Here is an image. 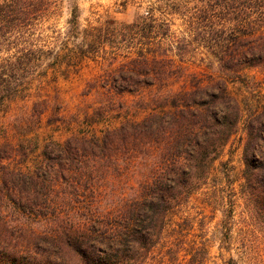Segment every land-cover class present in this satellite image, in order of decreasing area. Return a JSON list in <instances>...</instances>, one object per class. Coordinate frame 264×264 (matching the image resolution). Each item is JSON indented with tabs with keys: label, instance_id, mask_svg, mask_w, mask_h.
Returning a JSON list of instances; mask_svg holds the SVG:
<instances>
[{
	"label": "trees",
	"instance_id": "1",
	"mask_svg": "<svg viewBox=\"0 0 264 264\" xmlns=\"http://www.w3.org/2000/svg\"><path fill=\"white\" fill-rule=\"evenodd\" d=\"M56 3L0 0V111L30 99L31 117L40 123L51 107L41 86L49 73L61 70L66 77L84 60L101 59L106 63L98 76L102 94L136 98L144 116L133 121L123 111L121 125L100 136L70 133L62 143L44 142L39 160L24 170L39 141L29 146L15 140L8 128L15 129L0 123V264H205L203 242L189 243L182 229L171 237L175 230L168 228V215L205 184L240 127L244 197L264 214V106L247 114L229 92V77L187 74L189 53L180 48L187 35L178 38L166 20L138 18L73 42L77 7L65 22L67 32L46 27L47 35L42 29ZM184 23L188 38L210 36L212 61L232 81L247 86L244 72L264 64V22L221 24L190 16ZM220 33L229 36L223 47ZM184 76L187 86L173 91L170 82ZM112 102L101 103L102 111ZM25 116L13 121L17 128ZM11 160L21 164L11 166ZM122 171L135 175L128 193L102 206L100 183Z\"/></svg>",
	"mask_w": 264,
	"mask_h": 264
},
{
	"label": "rangeland",
	"instance_id": "2",
	"mask_svg": "<svg viewBox=\"0 0 264 264\" xmlns=\"http://www.w3.org/2000/svg\"><path fill=\"white\" fill-rule=\"evenodd\" d=\"M197 0H57L55 11L42 26L44 33L51 35L46 27H54L67 32L66 20L70 18L71 7L78 8V28L74 30L73 42H85L90 35H97L98 30L130 24L138 18L148 20H166L173 24L171 31L178 38L185 36L186 43L180 48L188 51L184 66L187 74L195 73L199 77L224 76L230 83L228 89L245 110V113L257 114L264 106V64L250 68L244 72L248 84L244 86L232 81L228 74H222L213 63L209 54L211 43L209 35L206 39L193 35L188 38V29L184 20L195 16L201 20L213 19L218 23L233 21L264 22V0H217V4L205 7ZM170 6V7H169ZM181 7V8H180ZM202 8L208 9L206 13ZM205 24V32L208 28ZM259 24L253 26L257 28ZM101 28V29H94ZM250 28H248L249 31ZM238 35V33H237ZM227 35L220 33V46H225ZM99 55H102L101 53ZM212 61V62H210ZM101 59L97 62L84 60L80 67L63 77L61 70L56 74L49 73L48 78L41 83L44 89L42 95L49 98L50 109L37 123L32 116L31 100L14 102L4 105L0 111V123L9 125L15 130L9 131L14 139L21 138L27 145L39 141V150L27 159L22 167H33L39 160V151L44 142L50 140L62 143L70 133H85L87 135H102L106 129L119 127L123 118L119 113H128V118L139 121L144 116L138 107L137 99L125 95L108 96L102 94L98 86V76L106 67ZM56 77V78H55ZM223 77V78H224ZM30 86L36 85L33 81ZM169 86L173 91H180L187 86V77L173 80ZM34 95V94H33ZM34 98H32L33 100ZM112 100L111 105H105L102 111L101 103ZM123 106L127 110L118 107ZM100 108V109H99ZM119 109V110H118ZM57 110L59 115H57ZM20 113H26L24 124L17 128L14 120ZM102 114V117H100ZM27 121V122H26ZM18 122V121H17ZM91 123L92 126H91ZM4 137L0 134V138ZM245 134L240 127L233 135L218 160L213 164L210 176L197 191L180 207L168 215V228L174 229L171 237L182 229L183 238L189 243L203 242L207 248L208 257L205 264H227L234 259L237 264H264V214L256 211L243 193V162L242 146ZM2 138L0 139V141ZM16 160H11V166H17ZM23 169V168H22ZM24 170V169H23ZM133 176L123 171L108 183L103 181L100 190L103 191L102 206L113 197L119 198L128 193V185ZM181 242V241H180ZM163 248L159 253H164ZM183 253L178 254L179 260Z\"/></svg>",
	"mask_w": 264,
	"mask_h": 264
}]
</instances>
